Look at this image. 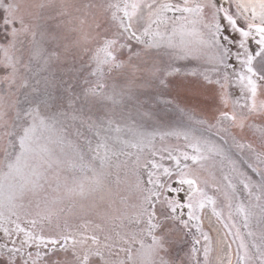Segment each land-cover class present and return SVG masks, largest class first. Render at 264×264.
<instances>
[{"label": "snow or ice", "instance_id": "6c2138e0", "mask_svg": "<svg viewBox=\"0 0 264 264\" xmlns=\"http://www.w3.org/2000/svg\"><path fill=\"white\" fill-rule=\"evenodd\" d=\"M0 264H264V0H0Z\"/></svg>", "mask_w": 264, "mask_h": 264}]
</instances>
